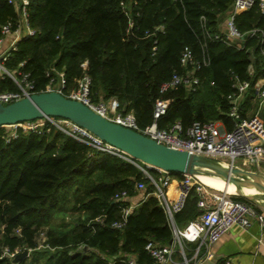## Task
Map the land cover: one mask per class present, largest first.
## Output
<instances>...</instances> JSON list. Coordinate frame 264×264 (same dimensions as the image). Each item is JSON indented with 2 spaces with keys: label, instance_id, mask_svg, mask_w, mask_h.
I'll return each mask as SVG.
<instances>
[{
  "label": "trees",
  "instance_id": "1",
  "mask_svg": "<svg viewBox=\"0 0 264 264\" xmlns=\"http://www.w3.org/2000/svg\"><path fill=\"white\" fill-rule=\"evenodd\" d=\"M233 2L31 0L30 23L36 34L16 43L5 66L29 72L36 92L58 77L56 71L64 73V93L88 74L92 99L117 98L121 108L134 112L140 129L154 121L160 97L170 100L157 121L161 128L178 120L188 127L197 120L218 119L230 129L228 95L236 77L251 83L242 104V114L250 115L259 105L254 83L264 76V13L259 0L236 13L243 38L235 41L222 29ZM16 17L14 5L0 0V37L2 25ZM185 48L194 63L181 62ZM174 73L197 76L196 89L180 84L162 92L161 84ZM0 87L18 89L8 75ZM261 111L264 116V104ZM8 134V127L0 126V264H128L129 256L137 264H153L146 243L166 244L173 237L156 196L148 195L121 227L113 225L122 220V209L129 203L128 198L114 199L118 192L137 197L140 181L146 184L145 193L154 189L136 163L99 150L50 121L41 133L18 128L17 136L7 141ZM197 202L192 189L174 214L178 227L201 214ZM67 215L73 220L67 221ZM24 249L29 253L17 261L10 256Z\"/></svg>",
  "mask_w": 264,
  "mask_h": 264
},
{
  "label": "built area",
  "instance_id": "2",
  "mask_svg": "<svg viewBox=\"0 0 264 264\" xmlns=\"http://www.w3.org/2000/svg\"><path fill=\"white\" fill-rule=\"evenodd\" d=\"M14 5L17 17L16 20L8 21L1 27L0 37V80L8 75L18 86L17 90L3 91L0 87V101L8 104L19 100L25 96L36 92L33 90L34 84L29 78L30 73L23 70L12 72L5 66L9 51L16 49V43L22 38H28L36 34L35 28L30 23V4L31 0H8ZM254 0H234L232 8L229 11L225 23L224 33L229 40L235 41L243 38V34L237 28L235 23L236 13L250 8ZM259 7L264 13V0H259ZM181 62L194 63L192 52L185 48L181 56ZM23 65V62L20 63ZM250 72H253L250 66ZM58 77H52L44 91L57 90L64 95L79 100L96 112L106 118L131 127L143 134L156 139L170 147L187 150L191 153L202 154L213 157L224 162L230 163L241 168L264 174V116L261 111L264 104V76L259 77L255 83L254 101L258 102L255 112L250 115H243L242 109L245 103L247 92L251 86L250 81L240 80L236 77L234 81V90L228 95L230 100L229 115L233 120V126L229 129L222 120L194 121L190 126L184 127L181 121H176L170 127L161 128L158 126V118L168 107L170 100L160 97L155 101L154 121L144 129L139 128L136 116L133 111H126L121 108L119 101L115 97L108 100L94 101L91 97V77L88 74L78 79L77 84L68 93H64L65 77L63 71H56ZM199 78L194 74L182 76L174 73L170 80L161 84L160 90L165 92L169 88L185 84L188 88L195 90ZM66 122L59 126L54 122ZM50 121L60 129L71 134L81 141L92 144L99 150L113 155H119L131 162L136 163L142 171L148 176L154 185L152 192L145 193L146 184L140 181L136 184L137 191L141 196L131 197L128 191L118 192L114 199H129L128 205L122 209V220L113 222L116 227H121L126 217L150 194L156 196L164 211L170 226L173 229L174 237L170 243L160 244L155 240H149L145 249L153 258V264H164L172 261L174 242L182 245L183 240L196 242L198 247L211 245L218 241L223 235L228 233L234 225L242 228H248L253 220H257L264 232V209L250 201L239 200L233 193L225 190H219L208 186L199 177L184 173L176 182L177 192L175 198L168 195L169 187L174 180V175L161 168L151 167L149 164L138 161L126 154L119 147L104 141L99 136L88 130L86 127L63 117H43L22 121L19 123L5 125L9 129L7 141L17 136L18 128L25 131H36L41 133L45 124ZM70 125V126H69ZM156 171L153 173L152 171ZM194 189L198 194V207L201 214L191 220L187 225L180 228L176 225L174 214L180 211L191 192ZM18 252V251H16ZM16 252L10 253V256H16ZM197 254V252H196ZM208 257H214L209 253ZM187 264L188 260L186 259ZM128 264H137L134 257L127 258ZM216 264H234L230 258H223Z\"/></svg>",
  "mask_w": 264,
  "mask_h": 264
},
{
  "label": "water",
  "instance_id": "3",
  "mask_svg": "<svg viewBox=\"0 0 264 264\" xmlns=\"http://www.w3.org/2000/svg\"><path fill=\"white\" fill-rule=\"evenodd\" d=\"M46 116L70 119L151 167L170 173L219 176L235 187L234 195L264 209V175L260 172L170 147L138 130L106 118L87 104L57 90L34 92L8 104L0 101V126ZM28 253L29 251L24 249L16 254L14 260L17 261ZM210 262L216 264L218 257H212Z\"/></svg>",
  "mask_w": 264,
  "mask_h": 264
},
{
  "label": "crops",
  "instance_id": "4",
  "mask_svg": "<svg viewBox=\"0 0 264 264\" xmlns=\"http://www.w3.org/2000/svg\"><path fill=\"white\" fill-rule=\"evenodd\" d=\"M176 182L174 176L168 191L170 198L176 197ZM208 251L218 257V261L230 258L234 264H264V232L260 223L253 220L246 229L234 225L228 233L209 246L203 245L199 248L193 241L183 240L182 245L175 241L172 261L164 264H187L186 259L188 264H213L208 257Z\"/></svg>",
  "mask_w": 264,
  "mask_h": 264
},
{
  "label": "bare ground",
  "instance_id": "5",
  "mask_svg": "<svg viewBox=\"0 0 264 264\" xmlns=\"http://www.w3.org/2000/svg\"><path fill=\"white\" fill-rule=\"evenodd\" d=\"M199 177L208 186L219 190H225L233 194L236 192V189L232 184H227L225 180L219 176L201 174ZM250 191L252 192V190Z\"/></svg>",
  "mask_w": 264,
  "mask_h": 264
},
{
  "label": "rangeland",
  "instance_id": "6",
  "mask_svg": "<svg viewBox=\"0 0 264 264\" xmlns=\"http://www.w3.org/2000/svg\"><path fill=\"white\" fill-rule=\"evenodd\" d=\"M222 29H224V26L222 27ZM60 120L59 119H54V122H56V124L57 125H59V126H61L62 124H67L66 122H59ZM62 126H65V125H62ZM67 126H68V124H67ZM70 126V125H69ZM65 128H66V126H65ZM63 131H65V130H63ZM261 173V172H260ZM263 174V173H262ZM264 175V174H263ZM180 179V177H176V180H179ZM67 221H72L73 220V218H74V216H69V215H67ZM41 248H43V247H41ZM18 254V253H17ZM15 258V257H14Z\"/></svg>",
  "mask_w": 264,
  "mask_h": 264
}]
</instances>
